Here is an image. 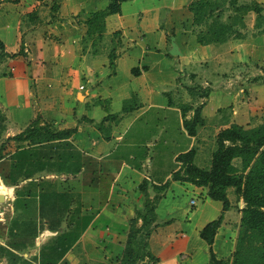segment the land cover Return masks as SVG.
Masks as SVG:
<instances>
[{
    "label": "crops",
    "instance_id": "0c3cea01",
    "mask_svg": "<svg viewBox=\"0 0 264 264\" xmlns=\"http://www.w3.org/2000/svg\"><path fill=\"white\" fill-rule=\"evenodd\" d=\"M193 1L122 0L120 12L100 19L96 13L106 11L114 0H0V40L10 54L0 63V113L4 118L0 186L4 195L13 194L0 202L7 208L6 221L0 222V264H44L52 238L69 229L72 217L85 214L93 215L91 222L57 264H82L86 257H97L101 262L102 249L109 253L111 248L117 249L116 240L128 231L130 219L137 210H143L147 199L156 201L157 219L148 242L149 250L158 258L148 264H209L211 247L218 256L234 250L237 239L233 234L240 230L246 205L235 188H228L230 207L224 210L222 201L207 196V187L173 180V173L181 167L177 156L197 148L206 127L204 112L211 98V82L207 76L197 85L198 74H187L191 99L184 114L185 104L180 107L178 102L154 100L153 72L159 65L156 55L165 47L185 65L201 63L213 71L210 63L215 59L214 73L224 78L223 83H232L238 71L253 70L254 56L264 53V21L258 26L257 14L250 11L245 16L246 27H237L243 37L201 44L198 34L204 25L194 22L189 7ZM238 1L258 3L264 15V0ZM132 53L140 63L137 66ZM135 67L139 68L138 75L133 73ZM121 71L131 82L142 80L147 96L135 109L105 111L108 102L103 100L111 98L115 89L102 94L95 88L103 85L104 76L117 77ZM130 89L127 83L116 88L121 98L128 96ZM199 106L205 123L196 136L190 137L187 147L174 152V166L163 175L155 173L153 147L159 144L160 129L150 132L147 126L140 128L147 137L136 140L131 133L135 121L147 110L157 108L181 114L183 123ZM215 113L220 115L216 135L233 123L246 125L251 117L249 110L235 105ZM37 119L51 132H75L39 144L11 139ZM141 147L145 149L139 154ZM119 150L122 153L115 156ZM102 167L112 180L105 196H101L100 186H95L98 176L94 180ZM87 172L92 177H86ZM144 181L147 188L143 191L140 184ZM166 183L168 187L160 189ZM177 190L198 193L203 199L201 207L190 213L187 204L182 208L167 202ZM19 199L23 202L17 207ZM166 203L169 206L163 217L161 210ZM221 215L222 224L210 245L200 231ZM179 219L187 226L176 227ZM8 251L18 258H10Z\"/></svg>",
    "mask_w": 264,
    "mask_h": 264
},
{
    "label": "trees",
    "instance_id": "16d2710c",
    "mask_svg": "<svg viewBox=\"0 0 264 264\" xmlns=\"http://www.w3.org/2000/svg\"><path fill=\"white\" fill-rule=\"evenodd\" d=\"M119 1L122 0H114L106 11L97 12L95 17L103 19L107 14L120 12ZM189 7L193 12L195 24L205 27L198 34V42L201 44L223 43L231 37H243L237 27H246L245 16L250 11L257 14L258 26L264 21L263 7L258 3L241 4L238 0H195ZM228 11L232 14L225 19L224 14ZM5 48L4 42L0 40V63L10 55ZM133 73L138 75L139 68H133ZM188 109L184 106L183 113L185 114ZM3 121L0 113V137L4 129ZM204 123L201 106L195 109L191 119L185 118L183 122L190 136H196L199 127ZM74 132L75 129L51 132L48 126L40 125V120L37 119L11 139L30 140L33 144H39L69 137ZM196 155L197 149L191 148L177 156L181 167L173 173V180L207 187V196L222 201L224 210L230 207L228 188L234 187L236 194L244 199L246 205L242 209L240 232L231 264H264V122L249 127L233 123L221 129L217 134V148L213 153L210 168L198 166L195 163ZM3 156V149L0 148V160ZM235 159H240L241 166L235 165ZM166 187L168 183L163 184L160 189ZM146 188L147 181H144L140 184V189L144 191ZM92 218L91 214L72 217L69 229L48 243L50 250L48 258L44 259L43 263L57 264L79 239ZM156 219V201L147 199L144 211L137 210L136 216L129 221V231L120 264H148L146 260L157 261L158 258L149 250L148 242L153 231L151 226ZM222 221L223 215L208 222L200 231L201 238L212 245ZM7 253L10 258H18L14 252ZM210 253L209 264H228L225 259L217 256L212 247Z\"/></svg>",
    "mask_w": 264,
    "mask_h": 264
},
{
    "label": "rangeland",
    "instance_id": "374dc122",
    "mask_svg": "<svg viewBox=\"0 0 264 264\" xmlns=\"http://www.w3.org/2000/svg\"><path fill=\"white\" fill-rule=\"evenodd\" d=\"M232 14V12L228 11L224 14V18L228 19V16ZM203 28H205L203 26ZM201 30V29H200ZM170 52V51H169ZM263 52V51H262ZM259 53L254 56L255 63L253 65V70L244 69L243 71H238L236 73L237 79L232 83H223L224 78L219 79L218 74L214 73L216 60H211V66L213 71L209 70L208 68L204 67L201 63H193L189 65L184 64V60H180L177 56L169 54L168 51L165 49H161L158 51L157 54V64L158 67L154 69V77L156 79V83L153 84L154 93L152 96L154 97L155 101H159L160 103L168 104L169 102L173 101L178 102L180 107L182 105L189 103L190 91L188 90V85L190 84V78L187 77V74L191 72H195L198 74V81H195V84L203 83L205 77L208 76V79L211 82V98L208 101V104L205 106L204 116L206 119V127L202 129V135H200V141L196 144L197 149V156L195 159V163L203 168H210L212 164L213 153L217 148V135L215 134V124L218 123L220 119L219 113H215L220 108H230L231 106L235 105V107L241 108V106L245 107V109L249 110L251 117L246 119L244 126H255L262 122H264V53ZM133 54V53H132ZM134 55L135 65H139V61L136 60L137 56ZM114 55L111 54V57ZM256 61L259 62V66L256 65ZM210 61H208L209 63ZM258 67V68H257ZM245 68V66H244ZM230 74V73H229ZM103 85L100 87H96L99 93L106 94L109 92L112 93V89H115L114 93L111 94L112 97L106 98L107 100H103V102H108L107 110L108 112L117 113L122 108H132L135 109L139 107L141 102V98L146 97L147 95L144 92V87L139 82H131L127 78V74L124 71L120 72L117 77L113 76H104L103 78ZM256 82V83H255ZM127 83L130 85V90H128V96L125 98H121L118 94L116 88L119 85ZM137 92L136 94L134 92ZM130 94V96H129ZM140 97H138V96ZM187 102V103H186ZM141 104V103H140ZM200 103H198L199 105ZM246 112V110H244ZM243 111V112H244ZM233 111H231L232 113ZM181 114L177 115L173 111H167L163 109H149L147 110L139 119L135 121L133 126V131L131 133L135 134L136 140L139 139H146L147 135L145 132H141L140 128H147L149 127L148 131L153 132L157 128L160 129L159 134L157 136L158 139V146L153 150H155V162L154 171L157 172L159 175H163L165 170H169V167H173L175 162L172 160V156L174 152L187 147L190 144V135L188 131L184 129V124L180 122ZM249 122H248V121ZM129 120L127 119L126 123ZM147 126V127H146ZM137 132H136V131ZM141 134H138L140 133ZM142 149L145 147H141L138 153L142 152ZM122 153L120 150L115 154L118 156ZM157 155V156H156ZM162 161L160 165L157 163ZM235 165L241 166L240 159L234 160ZM158 165V166H157ZM161 167V168H159ZM86 177H92L88 172L85 174ZM99 179V182L95 186H100L101 196H105L109 192V185L111 183V176L106 173L105 168H101L100 171L95 175L94 180ZM196 200L195 204H192V200ZM104 201L101 199V202ZM202 196L198 193L193 192L192 190L188 192H181L178 191L173 194L171 193L170 197L168 198L167 202L173 203L182 206V208L187 204L190 210V213L195 211L197 208L201 207L202 205ZM23 200L19 199L16 201L17 207L19 204L22 203ZM237 203V202H236ZM169 204L162 206V215L163 217L166 215V209L168 208ZM144 211V208L143 210ZM234 213H237V204L233 210ZM173 213H177L174 211ZM136 216V214H135ZM177 217H180L176 214ZM196 220V218H195ZM235 222V219L233 223ZM183 223V225H181ZM185 221L179 219L176 223V227H186ZM129 231V229H128ZM125 231L124 235H122L121 240L117 239L116 244H118L117 249L111 248L110 253L106 251V248L102 249V260L98 262L97 257L92 259L90 257H86L82 264H120V260L122 257V252L125 248V243L127 239V233ZM237 232H235L234 238L238 240L239 236ZM207 242V241H206ZM237 245V241H236ZM231 249V248H230ZM236 247L232 251L230 250L227 255L218 256L219 258L225 259L228 264H231L233 253ZM191 254V252L189 253ZM109 255V256H108ZM188 255V254H187ZM149 260H146V262Z\"/></svg>",
    "mask_w": 264,
    "mask_h": 264
},
{
    "label": "built area",
    "instance_id": "2783aa9c",
    "mask_svg": "<svg viewBox=\"0 0 264 264\" xmlns=\"http://www.w3.org/2000/svg\"><path fill=\"white\" fill-rule=\"evenodd\" d=\"M83 88H84V86H81V89H83ZM7 188L11 189L10 187H7ZM7 193L8 192L5 193L6 197L9 196L10 198H12V196H13L12 192H9V194H7ZM195 203H196V200L193 199L192 204H195ZM6 209H7L6 206L3 203H0V222L1 223L6 221V212H7Z\"/></svg>",
    "mask_w": 264,
    "mask_h": 264
},
{
    "label": "water",
    "instance_id": "95a60500",
    "mask_svg": "<svg viewBox=\"0 0 264 264\" xmlns=\"http://www.w3.org/2000/svg\"><path fill=\"white\" fill-rule=\"evenodd\" d=\"M0 185H3L1 177H0ZM4 201H5V195L3 193H0V202H4Z\"/></svg>",
    "mask_w": 264,
    "mask_h": 264
},
{
    "label": "bare ground",
    "instance_id": "6f19581e",
    "mask_svg": "<svg viewBox=\"0 0 264 264\" xmlns=\"http://www.w3.org/2000/svg\"><path fill=\"white\" fill-rule=\"evenodd\" d=\"M0 192L2 193V186H0Z\"/></svg>",
    "mask_w": 264,
    "mask_h": 264
}]
</instances>
